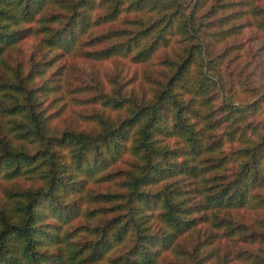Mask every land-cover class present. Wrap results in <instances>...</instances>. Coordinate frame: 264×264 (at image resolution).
I'll return each mask as SVG.
<instances>
[{
  "label": "trees",
  "instance_id": "1",
  "mask_svg": "<svg viewBox=\"0 0 264 264\" xmlns=\"http://www.w3.org/2000/svg\"><path fill=\"white\" fill-rule=\"evenodd\" d=\"M0 264H264V0H0Z\"/></svg>",
  "mask_w": 264,
  "mask_h": 264
},
{
  "label": "rangeland",
  "instance_id": "2",
  "mask_svg": "<svg viewBox=\"0 0 264 264\" xmlns=\"http://www.w3.org/2000/svg\"><path fill=\"white\" fill-rule=\"evenodd\" d=\"M26 47H28V44L26 45Z\"/></svg>",
  "mask_w": 264,
  "mask_h": 264
}]
</instances>
